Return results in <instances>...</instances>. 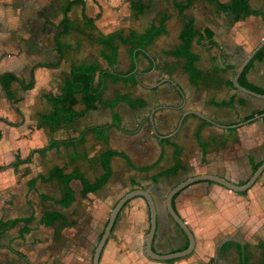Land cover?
<instances>
[{"label":"crops","instance_id":"obj_1","mask_svg":"<svg viewBox=\"0 0 264 264\" xmlns=\"http://www.w3.org/2000/svg\"><path fill=\"white\" fill-rule=\"evenodd\" d=\"M83 1L84 6L80 3L72 6V22V12L79 10L82 13L83 8L88 12L90 0ZM187 1H173L176 13H169L166 7L155 17L158 24L167 18L166 31L159 35L166 39V50L180 45V34L189 18L194 20L197 29L214 31L217 46L195 41L192 47L198 56L197 67L210 73L200 87L193 85L184 70L185 59L179 57V76L173 74L169 80L162 79L159 85L148 86L138 75L139 82L126 85L132 99L143 98L146 106L126 109L119 102L114 111L100 108L75 120L72 125L39 127L40 123L36 121L41 114L53 110L48 106L43 110L44 95L60 93L73 63L89 62L81 58L85 55L84 45L75 46L71 41L72 32L87 38L89 30L83 31L75 25L56 39L69 0H0V177L7 180L6 185L0 186V195L7 191L14 194L11 219L29 217L34 212L38 214L39 208L31 202L37 195L51 192L57 195L52 197H61L62 186L57 180L43 182L39 179L32 187L33 179L49 176L56 166L64 168L68 174L79 171L94 182L105 172L101 161L108 149L126 154L134 165L121 155L113 156L108 182L86 196H83L81 181H72L76 194L74 205L53 209L74 222L69 231L70 247H66L64 254H58L56 250L47 252V248L55 247L59 234L65 231L62 223L41 224L36 228L35 219L36 225L33 224L27 233L20 232L24 228L20 223L15 233L7 230L2 234L0 264H92L113 208L129 191L143 188L154 196L151 187L156 184L151 181L177 162L181 165L178 173L168 181L163 178L159 182L171 184L170 190L190 177L203 174L219 175L243 184L255 171V165L264 160V117L258 114L264 109V99L238 92L229 85L237 68L264 39V19L251 14L232 23L216 3L193 0L187 9L181 10ZM106 2L108 5L109 0ZM110 2L113 6L116 3L115 0ZM160 2L167 4L169 0ZM143 3L146 5L144 13L152 10V1ZM249 4L253 10L264 11V0H249ZM97 10L95 14L100 8ZM89 14L90 17L94 15ZM155 21L151 22L150 28L156 25ZM171 27L174 30L170 31ZM170 34H175L176 39L173 40ZM100 46V57L90 62L101 60L103 45ZM73 53L78 57L71 59ZM137 61L139 67L143 62L150 66L155 60L144 51L137 56ZM227 65L236 66V70L213 73ZM5 73L16 75L11 90L19 100L17 103L8 97L1 84ZM247 80L264 89V54L254 61ZM113 82L107 84V100H111L108 93L115 85ZM119 94L115 93V96ZM233 95H236L233 106L220 105ZM76 108L81 110L84 105L79 103ZM114 114L118 116V124L109 123ZM252 114H257L252 121L231 127L247 121ZM104 117L108 120L98 123V118ZM100 125H108L101 134L94 130ZM154 129L164 137L158 136ZM38 138H44L53 147L44 153L33 154L32 150L42 148L36 144ZM28 157L31 158L28 162H20ZM93 172L94 180L89 176ZM125 172L129 173L127 177ZM80 198L83 206H80ZM174 206L195 234L197 242L192 254L166 261L149 257L145 236L150 229V209L145 199L135 197L119 214L100 264H244L243 254L247 264H264L261 246L264 237L257 233L264 226V172L244 193L211 181L193 183L174 199ZM157 207L159 219L154 250L167 254L183 249L188 241L186 234L168 213L166 203L160 208L157 202ZM125 215H128L126 219ZM121 224L124 225L122 229ZM258 224L261 226L257 227ZM230 228L236 231L235 234L227 235ZM47 229L52 230V234Z\"/></svg>","mask_w":264,"mask_h":264},{"label":"trees","instance_id":"obj_2","mask_svg":"<svg viewBox=\"0 0 264 264\" xmlns=\"http://www.w3.org/2000/svg\"><path fill=\"white\" fill-rule=\"evenodd\" d=\"M193 0H188L186 4L181 6V10L187 9ZM212 3H216L219 9L225 13L232 23H236L242 20L245 16L248 15H258L264 19V11L260 9L253 10L249 4V0H230V2H222L220 0H207ZM85 5L83 0H69L68 4L63 10V19L61 22V31L57 35L56 39L59 40L63 34H67L72 28H74L73 22L70 18V12L72 6L75 4ZM132 7L136 10L138 14H141L146 9L145 3L142 1L132 3ZM83 19L85 23L90 26H94V19L89 17L85 10L83 9ZM166 22L167 18H163L158 25L151 27L149 30L143 33H137L131 31L129 35H124L122 31H116L109 33L108 35L101 34L95 38V42H98L103 45V51L101 52V60L96 62H85V63H73L69 72V76L66 79L65 85L58 94H47L46 99L52 104L53 110L49 113L41 114L39 127H60L63 124L72 125L73 122L87 114L91 111L100 109V108H110L112 111L115 110L120 101H125L129 104L131 108L143 107L147 105V102L143 98L132 99L127 95H117L113 100H107L104 98L106 91V83L108 79L114 81H126V82H139L138 75L140 71L138 69L137 56L146 51L145 49L154 42L155 38L166 31ZM215 33L209 28L199 30L195 27V22L193 19L189 18L180 34L181 43L173 51L172 54L176 57H182L185 59L184 70L189 75L191 82L196 87H200L204 79L208 74L197 67L198 56L193 53L192 47L195 41L200 42L201 45H211L217 46L214 40ZM120 41L125 45L130 46V55L132 59V66L128 72L120 73L117 71L118 65V44ZM264 54V47L257 53L255 58L249 63L245 68L244 72L240 76L239 82L244 87L253 90L257 93L264 94V89L257 87L256 85L250 83L247 80L248 72L250 71L255 60H258ZM102 62L107 63L106 68H102ZM155 64L152 63L149 70L155 68ZM236 70V66L227 65L214 71L213 73L219 74L221 72H226L228 70ZM16 79V75L13 73H5L1 77V84L5 88L8 97L13 100L14 103H17L19 100L15 98L11 90V84ZM229 85L234 87L233 79L230 80ZM239 92V90H237ZM79 96H81L79 98ZM236 101V95L230 97V99L222 102L221 106H233ZM243 103L244 101H240ZM79 103L84 105V108L78 110L76 107ZM258 114H264V109L259 111ZM257 114L250 115L247 120L254 118ZM2 118L0 117V120ZM114 119H118V116L114 114ZM118 124V121H117ZM120 125V123H119ZM103 128H108L106 125ZM84 135V133H83ZM82 136V135H81ZM2 133L0 131V139ZM64 143V142H63ZM53 144L50 143L44 148L38 149L37 152L44 153L51 149ZM115 155L123 156L131 166L132 165L128 156L124 153H119L115 150L108 149L105 155L102 157V165L105 172L103 175L98 178L96 181L91 182L88 178L85 177L81 172L76 171L73 173H65L64 168L60 166L54 167L49 176L41 175L37 179L32 180V187L40 179L43 182H51L57 180L62 186V195L60 198L50 197L44 194H40L41 198L45 201H52L56 205L70 208L74 205L76 201V194L72 187L73 180H80L83 189V195H87L91 192H95L103 187L111 177V158ZM179 153H177V156ZM31 158L28 157L25 160L20 162H28ZM264 161V160H263ZM262 161V162H263ZM262 162L255 165L254 170H257ZM181 165L179 162L177 164L161 172L157 177L153 179L155 182H160L163 178H170L178 173ZM180 194V193H179ZM177 194L175 198L179 195ZM1 214H0V227L4 226V229H0V240L2 234L5 230L16 227L19 223H24V228L21 229V233H27L32 230V223L36 219V216L33 214L29 217L11 219L10 211L14 206V194L10 191L2 194L1 196ZM129 203V202H128ZM127 203V204H128ZM126 204V205H127ZM125 205V206H126ZM40 221L43 224L54 226L58 221L62 223L63 228L70 227L74 223L69 221L68 218L60 211L57 210H48L42 216ZM103 234V233H102ZM102 236V235H101ZM189 245V240L187 241V248ZM261 246L264 248V241L261 243ZM182 250V249H181ZM243 263L247 264V260L244 258L243 254Z\"/></svg>","mask_w":264,"mask_h":264},{"label":"rangeland","instance_id":"obj_3","mask_svg":"<svg viewBox=\"0 0 264 264\" xmlns=\"http://www.w3.org/2000/svg\"><path fill=\"white\" fill-rule=\"evenodd\" d=\"M130 1H132V3H136L138 0H115L116 3L114 2L115 3L114 6L111 5L112 3L110 2V0H109L108 5H107L106 0H99V2L96 0H90L89 5H88L89 6L88 12L86 13V8H83V9L85 10V13L87 15H90L89 12L94 14V15H92V17L95 16L93 18L94 19V26H90L89 24L85 23L83 16H82L83 11H82V13H80L79 10L72 12L71 16L73 19V25L79 26V28L83 31L89 30V33L86 32V33H88L87 38L84 37L83 35H80L77 32H72L71 41H72L73 45H75V46H78V45L83 46L84 45L83 53H85V55H83L81 58H83V59L85 58V60L90 62V61L96 60L100 57L99 56L100 47H102V46H100V44L96 43L94 40H95V38H97V36H100L101 34L108 35L109 33H112L114 31H122L124 33V35H129L132 30L137 31V32L140 31L143 33L145 31L149 30V28L152 24L151 23L152 21L156 20L155 23H156V25H158V20H157V17H155V15H156V13H158L159 10L167 7V11L169 13H171V12L176 13V10L173 6V3H174L173 1H176V0H169V2L167 4L160 2V0H140L143 2L152 1V10L149 12H146V13L143 12L141 14H138L136 12V10L132 7V3H130ZM100 2L102 5H100ZM110 7H112V8H110ZM99 8H100V10H99ZM97 9L99 10V12H97L95 14ZM110 9H112L113 11L111 12ZM178 23H179V21L177 20L176 24H178ZM172 30H174V27H171L170 31H172ZM170 37H172V39L175 40L177 36L175 34H173V35L170 34ZM165 40L166 39H163V38H161V36L159 37V35H158L156 37L155 42L152 43V46L150 44V46H151L150 49H147V48L145 49L147 54L152 58V60H155V61H153V63L156 65L155 68L152 70H149V68L151 67V64L149 66L148 63H144V62L142 65H139V67H138V69L140 71L139 79L141 81H143V83H145L148 86L159 85V83L162 79L165 78V79L169 80L173 74L176 76H179V58L172 54V51L176 47L174 49H170V50L167 49L166 50L167 45L164 44ZM117 44H118V54H119L118 55L117 71L120 73H125L131 69L132 59H131L130 50H129L130 46L125 45L120 41H118ZM119 47H120V49H119ZM74 53H76V52H74ZM74 53H73V56L69 55L71 59L78 57ZM142 53L143 52H141L140 54H142ZM140 58L144 59V57H142V56ZM140 58L138 59L139 64L142 63L140 61ZM166 59H167V61H166ZM106 67H107V63L103 62L102 68H106ZM219 74H221V73H219ZM68 76H69V74H68ZM107 81L108 82L106 84L112 82L113 80L108 79ZM113 83H115V85L112 86V88L110 89V92L108 93V97L111 100L116 98L117 95L115 96V93H118V92L120 93L119 95H127L130 98L133 97L130 89L126 88V85L128 86L129 82L124 83L122 81H119V82L114 81ZM106 88H107V85H106ZM61 89H60V91H61ZM47 94H53V93H47ZM47 94H45L44 98H43V100H44L43 110H47V106L53 107L52 104L45 97ZM104 98H105V94H104ZM120 102L122 103V106H124L126 109H129L130 106L127 102H125V101H120ZM49 112L50 111H48L46 113H49ZM107 120L108 119H106V117L98 118L99 122L98 121L97 122L98 123L106 122ZM118 120L119 119L112 118L109 123L110 124L117 123ZM36 122L40 123V119L38 118ZM105 126L106 125H100L98 128H95L94 130L96 132H98L99 134H101L104 130H106V128H103ZM156 134L158 136H161L159 133H156ZM46 137H47V135H45V138ZM47 142L44 141V138H38L36 144H38V147L44 148L48 145ZM32 152L34 154L37 152V150H32ZM125 174H126V177L129 175V173L127 174L126 172H125ZM94 175H95L94 172L89 174V176L92 180H94V178H95ZM137 178H138V176H137ZM165 179L168 181V178H165ZM6 181L7 180L5 178L3 179L2 177H0V186H1V184L6 185V183H7ZM151 182L156 184V187H151V189L154 193L155 200H157L156 202H159V205L161 208V207H163V204L165 203V200H166L168 191L170 190L171 184L167 183L165 185H161V183L155 182L153 180ZM125 183H126V180H124V184ZM127 184H129V183H127ZM160 194H162V198H160ZM51 195L57 196L56 194L51 193V192L47 196L52 197ZM55 198H59V197H55ZM136 198H138L139 200H142V201L144 199L142 196H137ZM31 202L33 203L34 207L39 208L38 214L35 215V212L33 213L36 216V219H37L36 222L38 225L34 224L35 222H33L32 225L33 224L36 225V228H39V226L41 224H43L40 221L41 216L46 211L53 210L54 208H56L58 206L52 201L43 200L40 195L35 196L34 200ZM80 206H83L82 198H80ZM37 210L38 209H36V211ZM10 213H11V211H10ZM0 214H1V202H0ZM19 215H20V213H19ZM127 216L128 215H125L124 219H126ZM71 222H73V221H71ZM122 222L124 223V221H122ZM22 224L24 225V223H22ZM17 226L14 228H11V229H7V230L15 233L16 231H18ZM135 226L136 225H134V227ZM260 226H261V224L257 225V227H260ZM123 227H124V225L121 224L120 228L122 229ZM62 228H63V226H62ZM0 229H4V226L0 227ZM63 229L65 231L62 234H59L58 241H57V244L55 245V247L47 248V252L51 253L52 250H54V252L56 250V252L58 254H64L67 251L66 247H70L69 246L70 238H71V236H69V231L71 232L70 227H66ZM7 230H5L4 232H6ZM47 230L49 232H51V234H52V230H49V229H47ZM179 231L182 232V230L180 228H179ZM40 232L38 231L37 233H40ZM49 232H46V234H48ZM235 232L236 231H234L233 228H230L227 231V235L229 233L235 234ZM58 233H59V230H58ZM257 233H261L260 237H264V226H263L262 230L258 231ZM147 236H148V234H146L145 237H147ZM222 236L223 235H221L220 237H222ZM90 259H91V255H90Z\"/></svg>","mask_w":264,"mask_h":264},{"label":"water","instance_id":"obj_4","mask_svg":"<svg viewBox=\"0 0 264 264\" xmlns=\"http://www.w3.org/2000/svg\"><path fill=\"white\" fill-rule=\"evenodd\" d=\"M264 47V39L248 54V56L244 59V61L241 63V65L237 68L236 74L233 77V84L234 87L247 94L251 95L257 98H262L264 99V94L257 93L253 90H250L243 85L240 84L239 79L242 73L244 72L245 68L249 65V63L255 58L257 53ZM195 114H199L197 112H193ZM259 117H264V114L259 115ZM254 118H251L245 122L233 125L231 127H239L245 123H248L252 121ZM183 119L181 120L180 124L182 123ZM212 123H215L214 121H211ZM152 123L154 127V120L152 118ZM216 124V123H215ZM155 133H158L156 129H154ZM164 137V136H160ZM264 172V161L262 164L259 166L257 170L253 172L251 177L243 184H239L236 182H233L231 180H228L225 177L219 176V175H212V174H203V175H198L194 177H190L186 179L185 181L181 182L180 184L176 185L174 188H172L169 193L167 194L165 203L167 207V211L170 214V216L173 218V220L177 223V225L183 230V232L186 234L188 240H189V245L187 248L179 250L174 253H167V254H161L157 253L154 250V240L155 236L157 233V228H158V207H157V202L154 198V196L147 191L146 189L143 188H136L128 193H126L115 205L113 208L111 215L109 217V220L107 222V225L105 227V230L98 242V245L95 249L94 252V257H93V263L92 264H100L101 257L103 254V250L105 246L107 245V242L109 238L112 235V232L114 230V227L116 225V222L118 220L119 214L121 213L122 209L125 207V205L131 201L133 198L137 196H142L148 203L149 209H150V229L148 232V236L146 239L145 243V250L146 253L149 257L155 260H161V261H166V260H171V259H177V258H182L186 257L190 254H192L196 248V237L191 229V227L186 223L184 218L181 216L179 211L175 208L174 206V199L175 196L179 193H181L184 189H186L188 186H190L193 183L199 182V181H211L218 183L227 189H230L234 192L238 193H244L250 190L258 181V179L261 177V175Z\"/></svg>","mask_w":264,"mask_h":264}]
</instances>
